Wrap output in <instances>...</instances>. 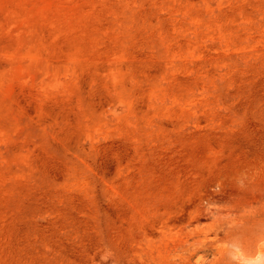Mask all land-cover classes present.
I'll use <instances>...</instances> for the list:
<instances>
[{"label": "rangeland", "instance_id": "1", "mask_svg": "<svg viewBox=\"0 0 264 264\" xmlns=\"http://www.w3.org/2000/svg\"><path fill=\"white\" fill-rule=\"evenodd\" d=\"M0 264H264V0H0Z\"/></svg>", "mask_w": 264, "mask_h": 264}, {"label": "bare ground", "instance_id": "2", "mask_svg": "<svg viewBox=\"0 0 264 264\" xmlns=\"http://www.w3.org/2000/svg\"><path fill=\"white\" fill-rule=\"evenodd\" d=\"M260 255H261V254H260ZM260 255H259V256H260ZM258 260H259V259H258ZM257 262H258V261H257ZM247 263H248V262H247Z\"/></svg>", "mask_w": 264, "mask_h": 264}]
</instances>
